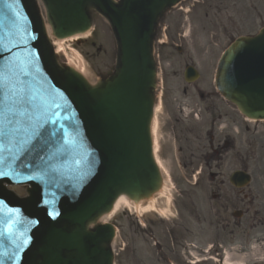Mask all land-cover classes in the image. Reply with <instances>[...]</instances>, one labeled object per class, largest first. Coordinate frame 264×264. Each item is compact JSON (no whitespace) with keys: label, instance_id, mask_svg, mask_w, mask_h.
Segmentation results:
<instances>
[{"label":"water","instance_id":"1","mask_svg":"<svg viewBox=\"0 0 264 264\" xmlns=\"http://www.w3.org/2000/svg\"><path fill=\"white\" fill-rule=\"evenodd\" d=\"M174 0H45L58 34L87 25L91 2L120 44L115 79L90 91L55 66L32 0H0V264H109L108 227L86 221L119 191L153 189L147 122L152 66L148 40L160 8ZM244 42L223 59L217 85L249 118H264V66L248 85L225 78ZM28 183L17 201L2 183Z\"/></svg>","mask_w":264,"mask_h":264},{"label":"flooded vegetation","instance_id":"2","mask_svg":"<svg viewBox=\"0 0 264 264\" xmlns=\"http://www.w3.org/2000/svg\"><path fill=\"white\" fill-rule=\"evenodd\" d=\"M178 12L176 29H161L162 22L155 35L160 77L156 99L162 115L159 119L161 155L164 159L180 161L186 171V183H190L201 162L205 163L207 169L211 168L210 163H219L215 168L221 169L219 175H222L223 163L234 155L241 167L247 169L250 146L248 128L241 126L234 117L233 107L213 91L211 84L218 49L222 46L220 37H231V29H183V14ZM187 68L198 71L197 81L188 83L184 79ZM258 143L254 145L264 156V137L261 134ZM183 192L188 191L183 189ZM257 193L262 195L257 204L262 212L257 213L262 214L254 218L256 224L250 223L248 217V205L254 200L249 191L244 194L237 192L233 200H226L225 210L232 207L241 213V217L233 222L221 219L225 228L229 229L230 237H237V232L245 233L244 228L253 229L264 224V182L257 188ZM190 212L194 218L198 215L195 206ZM154 229L162 233L153 232ZM148 230L150 233L147 237L155 241L153 245L157 249L155 264L165 263L167 258L175 260V244L180 245L193 237L190 234L192 226L183 216L170 226L151 223ZM260 231L264 232V227ZM167 263L172 264L170 261Z\"/></svg>","mask_w":264,"mask_h":264},{"label":"rangeland","instance_id":"3","mask_svg":"<svg viewBox=\"0 0 264 264\" xmlns=\"http://www.w3.org/2000/svg\"><path fill=\"white\" fill-rule=\"evenodd\" d=\"M202 1L205 4L209 3V0H202ZM227 2L228 0H223V5L228 6L229 9L228 14L231 16L232 19L230 29H237L234 32L233 36L239 33H244L246 31H249V33H255L258 29L264 26V0H230V3L225 4ZM191 4L193 3L190 2L188 5L190 9H191ZM43 7L44 6L41 5V8ZM41 10H42V17H44V19L46 20L45 23L46 25H48L49 22L46 19L45 8ZM199 13L202 14V9L200 10ZM223 17H225L224 14ZM224 20H226V17ZM92 21H93V25H92L93 28L90 32V35L86 37H82V39H87V40H85L81 44H76L75 41L70 39L61 41L62 42L61 46L65 52L64 53L63 51L60 52L61 55L57 56L58 57L57 61L62 65L66 64L65 62H71V64L73 65L76 64L82 65L85 70L86 79L89 81L90 85L99 87L105 80H108L114 73L118 56L116 50V42L108 24L97 13H92ZM56 47L58 46L56 45ZM160 117H162L161 110L157 111V119L159 120ZM249 126L261 127L258 126V124H254V122L251 123L249 122ZM160 135L161 133L159 132L158 136L160 137ZM158 141L160 143L159 138ZM162 164L172 179L178 176L177 173H173V171L168 168L169 166L168 161H164ZM250 165H251L250 174L252 175L251 184L252 186H255L257 182L262 180V178L259 176L256 169L257 161L250 162ZM262 173L263 172L261 171V174ZM208 186L209 183L205 180L203 189L200 192L196 193L198 197V201L202 205L206 203L211 204L210 202H213L211 200L212 194L217 193L215 188L211 187L208 189ZM175 187L176 184L174 181L173 183L172 182L169 183L168 180H165L164 189L161 192L162 194L155 198L153 206L157 205V207L160 210H163L164 208L166 209V204H165L166 200L169 199L172 202L173 199L176 198V194H174L175 191L173 192L171 190V188H175ZM176 188L179 189L178 186ZM225 188L227 189V186H225ZM11 189L19 196L25 195V191L21 187L20 188L14 187ZM125 208L130 210V212L132 213L134 206L120 205L116 210V212H113L108 218L103 219V221L114 224L115 227L117 228L116 240L115 243L112 244V250L114 252L113 255L114 257H116V261L117 262L121 261L123 254L129 252V250L130 253L133 252L134 247H136L138 251H141V256H144V252H148L150 256L153 255L152 248L144 244L142 239L133 242L132 236L130 234L131 227H130L129 217L121 216L122 211L126 210ZM139 212L140 215L143 216L145 215L143 218H148V217L158 218L159 216L155 214H150V211L149 212L145 211L144 207H141ZM163 215L165 219L171 220L172 219L171 217L175 216V212L163 210ZM128 234L130 235L129 237ZM250 237L251 236H249L248 238L243 237L244 239H240L239 241H234L233 243L235 244L244 243L245 246L249 248V246L252 243H254L253 240L255 239L256 235H253L252 238ZM217 238L218 235L214 234V232H203L202 239L201 241H198V243L202 248H205L208 245L220 244L222 245V250H224V248L226 249V247L230 244V242L225 239L222 241H215V239ZM210 257L211 258L215 257L216 261H209L208 264H224L225 261L224 257H219L216 255L214 256L211 255ZM219 260H221L222 262Z\"/></svg>","mask_w":264,"mask_h":264},{"label":"bare ground","instance_id":"4","mask_svg":"<svg viewBox=\"0 0 264 264\" xmlns=\"http://www.w3.org/2000/svg\"><path fill=\"white\" fill-rule=\"evenodd\" d=\"M37 1L40 2L39 0H37ZM40 8H41V6H40ZM44 31H45V34H47L49 36L50 33L52 31H54V29L52 27H50V26L44 25ZM80 36L81 35H72V36H66L65 38L66 39H70V40H76ZM61 44H62L61 39H59V40H57V42H54L53 43V45H55V46L57 45L58 46L57 50L55 51L56 53L57 52L59 53L60 51L65 52L63 50ZM70 66H72L74 69H76L74 71V73L76 75H78L82 79V81L84 83H86V79H85L86 76H85L84 67L82 65H78V66L75 65L74 66V65H71V63H70ZM161 194H162L161 192H158L155 195H159L160 196ZM143 202H148V203L142 204ZM153 203H154V200H153L152 197L149 199V201H147L145 199H142V200H130L128 197H126V196H124L122 194H119L118 197L113 202V204H112L111 208L109 209V211L106 212V213H104V214H102L101 216H99L98 220L106 217L108 214H111L112 212H115L120 205L134 206L135 208L136 207H139L137 210H135V212H139V210L141 209V207H144V210L145 211H150L149 209L150 208L152 209ZM130 204H134V205H130ZM165 204H166V210H167V208L169 206V199L166 200V203ZM225 264H228V260L225 262Z\"/></svg>","mask_w":264,"mask_h":264}]
</instances>
